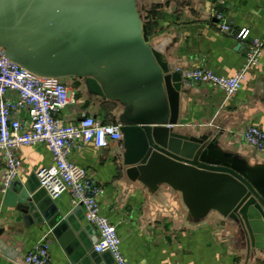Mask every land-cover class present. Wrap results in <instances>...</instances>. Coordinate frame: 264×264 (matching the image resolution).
<instances>
[{"label": "crops", "instance_id": "1", "mask_svg": "<svg viewBox=\"0 0 264 264\" xmlns=\"http://www.w3.org/2000/svg\"><path fill=\"white\" fill-rule=\"evenodd\" d=\"M137 6L151 43L161 46L181 71L206 67L222 76H234L247 63L249 41L264 39V0H137ZM213 6L225 13L231 33L212 15ZM243 29L250 31L246 42L236 38ZM64 82L75 100L61 113L65 122L87 115L106 123L119 122L123 111L119 104L92 98L85 80L66 78ZM250 126L264 129V48L260 65L249 71L236 96L226 99L219 89L205 83L184 86L180 95L178 129L187 135L210 136L217 148L231 154L264 189V154L243 140ZM20 157L17 180L24 187H38L36 173L51 163L50 149L43 143L23 147ZM71 159L101 188L100 209L117 227L130 264H264V250L249 243L234 214L223 216L211 209L196 216L183 193L170 184L148 185L130 177L124 140L107 148L89 144L75 149ZM1 187L0 175V227L6 229L2 239L9 245L7 252L0 250V264H22L25 255L46 236L51 242L50 264H68V250L75 239L88 249L76 263L115 264L110 253H95L97 231L69 193L52 198L62 215L69 217V228L74 231V238L61 242L47 224L26 227L20 214L3 205Z\"/></svg>", "mask_w": 264, "mask_h": 264}, {"label": "water", "instance_id": "2", "mask_svg": "<svg viewBox=\"0 0 264 264\" xmlns=\"http://www.w3.org/2000/svg\"><path fill=\"white\" fill-rule=\"evenodd\" d=\"M0 49L35 75L85 80L92 98L119 104L130 177L170 184L196 216L211 209L234 214L249 243L264 250V189L210 136L178 129L182 72L151 43L137 0H0ZM3 205L26 227L47 224L61 242L74 238L69 217L40 183L16 180ZM5 230L0 250L7 252ZM81 245L74 240L68 264L83 259L88 249Z\"/></svg>", "mask_w": 264, "mask_h": 264}, {"label": "built area", "instance_id": "3", "mask_svg": "<svg viewBox=\"0 0 264 264\" xmlns=\"http://www.w3.org/2000/svg\"><path fill=\"white\" fill-rule=\"evenodd\" d=\"M212 15L221 27L231 33L225 13L213 6ZM246 42L248 29L236 36ZM250 51L244 68L234 76H222L206 68L181 71L183 85L209 84L219 89L226 99L236 96L250 70L260 65L264 39L250 40ZM75 103L72 90L64 79L35 75L8 60L0 49V175L2 192L18 179L22 166L23 147L46 144L52 153L51 163L37 173L40 187L56 199L69 193L74 205L82 206L85 220L97 231L96 253H110L115 264H130L122 250V239L117 227L101 211V188L87 170L72 161L75 149L89 144L97 148L119 145L123 141L121 124L106 123L94 116H84L67 123L61 113ZM25 114V115H24ZM246 145L264 154V129L250 126L243 133ZM3 165V167H2ZM51 242L48 236L34 245L22 264H50Z\"/></svg>", "mask_w": 264, "mask_h": 264}]
</instances>
